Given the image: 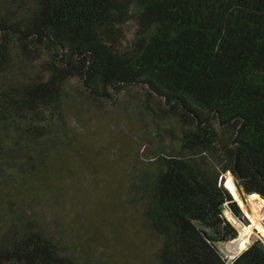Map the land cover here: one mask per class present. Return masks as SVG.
<instances>
[{
  "label": "trees",
  "instance_id": "obj_1",
  "mask_svg": "<svg viewBox=\"0 0 264 264\" xmlns=\"http://www.w3.org/2000/svg\"><path fill=\"white\" fill-rule=\"evenodd\" d=\"M87 100L129 119L113 167ZM225 172L264 200V0H0V264H264L218 248Z\"/></svg>",
  "mask_w": 264,
  "mask_h": 264
},
{
  "label": "rangeland",
  "instance_id": "obj_2",
  "mask_svg": "<svg viewBox=\"0 0 264 264\" xmlns=\"http://www.w3.org/2000/svg\"><path fill=\"white\" fill-rule=\"evenodd\" d=\"M133 28H135V25H134V23L132 21H129V22H127L125 24L124 31H125L127 36L132 32ZM85 106L91 112H93V114H97V115H94V120L90 121V125H92V128H93L92 130L93 131L96 130V129L97 130H96V132L90 133L89 137L90 138L93 137L96 140L99 139V144L98 145L102 146V148H101V149H103L102 151L105 152V155L108 158V161L111 162L110 166L113 167L114 162H118L120 159L123 161L125 158H127V155L125 153V149L122 147V143H120L116 139H118L117 134L119 132L117 130H121L123 132L124 129H127L125 127H128L129 119L124 120V121H122V123L117 125V124H114L115 123V119L114 118L117 117V115H115L116 109H112L113 108L112 106L107 107V109H108L107 112L106 111L102 112L103 111V110H101L102 107L99 106L98 104L90 101V100H87V104H85ZM130 119H132L134 122L137 121L134 118H130ZM72 123H73V120H72ZM124 138L125 137L122 136L121 140H124ZM140 142H141V140H140ZM85 147L82 149V157H83V159H85V160L87 159L91 163H94V162L97 163L96 168H95L96 170L104 169L102 166L99 167V162L100 163L102 162V158H100L101 156L98 153L99 152V148H97L98 146L94 147V148H88V149H87V147L86 148ZM85 155H86V157H85ZM228 173L229 172H225L224 173V177L226 175H228ZM79 175L81 177L80 178L81 179V185H80L81 195L80 194H78V195L75 194L74 191L72 193L74 201L78 202V204L81 201V199H83L82 198V191H83L84 194L87 191L86 193H87V195H89L88 199H87V196L85 197L87 200H90L92 198V196L94 197V196H96L98 194V191L96 193H94V192L92 193V189L90 188V186H88L89 177L86 175V172L85 171L84 172H80ZM111 184H112L111 182L107 183V185L104 184V185H106V187H104L105 190L106 189L108 190L110 188L109 186H111ZM82 187H83L84 190H82ZM101 192L102 191H101V188H100L99 189V194ZM76 196H78V197H76ZM82 203L83 202H81V204ZM257 207H258L257 208L258 213L263 214V216L260 219V227H257V226L253 227L254 228L253 229V233H255V234H254V238L252 240L254 241L256 239H259V240H261L264 243V205L261 203ZM75 209H76V205L73 204L71 210L64 212V217L66 218L68 216L73 215ZM116 214L119 215V216L123 215L122 212L121 213L116 212ZM222 214L227 220H229L228 214H231V213H230V211H229V209L227 208L226 205H224V207L222 209ZM44 215H47V214L44 213ZM100 216H102V215L98 213L97 209H95L94 212L92 213L91 218L87 222L86 227L88 226L89 228H91V227H94V225H95V226H97V229H99L100 227L98 225H99ZM104 216L106 218H111V215H108V214H104ZM243 217L246 220V223H243V221L239 220L238 218L237 219L242 224L248 225L249 219L246 217V215L244 213H243ZM103 228H102V230H103ZM105 228H107V227H105ZM117 230H118L117 232L121 231V227H118ZM99 231H101V229L98 230V232ZM83 232H84L83 228H80L79 229V234L82 235ZM236 238H237V232H236V235H235V237L233 239L218 244L219 250L221 251L222 255L225 258H227V259H231V257H233L234 255L238 254L241 250H243L248 245L247 244L246 246H244V248H242L241 250H238L236 252L234 250H231L232 243H233L234 240H236ZM95 253H96V255H94V256H96V257H99V256H101V257L104 256L105 257L106 256L107 259L109 258V255H107L109 253V251L108 252L102 251V253L100 254L96 250ZM91 257H92V255H91ZM84 258H86V255L84 256ZM113 258L115 259V261H116L115 263L116 264H123V261H124L123 259H120L118 257H113Z\"/></svg>",
  "mask_w": 264,
  "mask_h": 264
},
{
  "label": "bare ground",
  "instance_id": "obj_3",
  "mask_svg": "<svg viewBox=\"0 0 264 264\" xmlns=\"http://www.w3.org/2000/svg\"><path fill=\"white\" fill-rule=\"evenodd\" d=\"M233 181L234 178L230 173H228V175H226L223 180L227 188H229V190L233 194L235 193V195L233 196L238 202L240 210L249 219L248 225H244L237 218H235L231 214H228V221H230L233 226L237 229V238L233 241L231 248V250H234L236 252L244 248V246L249 244L250 241L254 238L255 233H253V227H260V219L263 214L258 213L257 206L261 203L264 205V200L259 198L256 194L247 195L243 200H241V197L238 195V191L234 186Z\"/></svg>",
  "mask_w": 264,
  "mask_h": 264
},
{
  "label": "water",
  "instance_id": "obj_4",
  "mask_svg": "<svg viewBox=\"0 0 264 264\" xmlns=\"http://www.w3.org/2000/svg\"><path fill=\"white\" fill-rule=\"evenodd\" d=\"M233 178H234V186L236 187L237 191H238V195L241 197V200H243L247 195H250V194H246L245 191L243 190L242 186L237 182V179L235 178V176L229 172ZM224 186L227 188V186L224 184ZM229 190V188H227ZM230 194L232 195V199L237 203L238 205V202L236 201L235 197L233 195H235V193L233 194L230 190H229ZM251 194H255V193H251ZM257 195V194H256ZM258 196V195H257ZM259 197V196H258ZM260 198V197H259ZM263 200V199H262ZM239 206V205H238ZM231 213V212H230ZM230 222V221H229ZM231 223V222H230ZM232 224V223H231ZM233 225V224H232ZM236 232H237V229L236 227H234ZM253 242V240L251 241ZM250 242V243H251Z\"/></svg>",
  "mask_w": 264,
  "mask_h": 264
}]
</instances>
